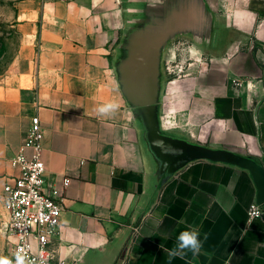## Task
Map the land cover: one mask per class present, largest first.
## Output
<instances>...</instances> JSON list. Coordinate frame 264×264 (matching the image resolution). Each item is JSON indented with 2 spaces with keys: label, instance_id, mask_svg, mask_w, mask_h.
Here are the masks:
<instances>
[{
  "label": "crops",
  "instance_id": "obj_1",
  "mask_svg": "<svg viewBox=\"0 0 264 264\" xmlns=\"http://www.w3.org/2000/svg\"><path fill=\"white\" fill-rule=\"evenodd\" d=\"M15 21L0 200L39 115L46 188L71 178L56 263L264 264V0H18ZM190 226L201 254L169 261Z\"/></svg>",
  "mask_w": 264,
  "mask_h": 264
},
{
  "label": "built area",
  "instance_id": "obj_2",
  "mask_svg": "<svg viewBox=\"0 0 264 264\" xmlns=\"http://www.w3.org/2000/svg\"><path fill=\"white\" fill-rule=\"evenodd\" d=\"M44 139L45 129L40 116L34 115L20 151L11 158L18 173L3 188L7 212L3 225L13 240L8 259L11 264H17L19 258H23L22 264H68L54 261L49 244L59 234L60 216L71 178L66 176L60 186L52 184L46 188ZM248 216H264L263 204L253 202L248 208Z\"/></svg>",
  "mask_w": 264,
  "mask_h": 264
},
{
  "label": "rangeland",
  "instance_id": "obj_3",
  "mask_svg": "<svg viewBox=\"0 0 264 264\" xmlns=\"http://www.w3.org/2000/svg\"><path fill=\"white\" fill-rule=\"evenodd\" d=\"M18 0H0V75L4 74L12 61L14 51L17 47V33L15 28V16L17 10ZM198 54V51L191 52L192 55ZM178 64L168 66L170 71L174 72L177 78L182 77L184 67L187 64L182 56L178 58ZM7 218L5 205L0 200V258L9 259L10 253L13 248V240L4 228V221Z\"/></svg>",
  "mask_w": 264,
  "mask_h": 264
},
{
  "label": "clouds",
  "instance_id": "obj_4",
  "mask_svg": "<svg viewBox=\"0 0 264 264\" xmlns=\"http://www.w3.org/2000/svg\"><path fill=\"white\" fill-rule=\"evenodd\" d=\"M258 58H260L261 54L257 53ZM119 108V105L115 102H110L104 105L99 106L96 111L100 115H109L115 112ZM207 239V236L204 237ZM203 247V242L200 238V232L195 227H189L186 230H183L179 233L176 238V246L171 250H168L169 261L174 257L183 258L187 252H191L193 257L199 256L201 254V250ZM22 259L19 258L17 260V264H22ZM0 264H11L6 258H0Z\"/></svg>",
  "mask_w": 264,
  "mask_h": 264
}]
</instances>
